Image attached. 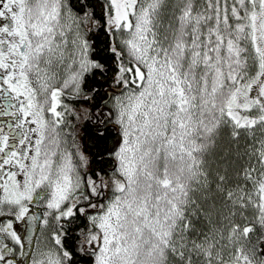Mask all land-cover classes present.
I'll list each match as a JSON object with an SVG mask.
<instances>
[{
    "label": "snow or ice",
    "instance_id": "obj_1",
    "mask_svg": "<svg viewBox=\"0 0 264 264\" xmlns=\"http://www.w3.org/2000/svg\"><path fill=\"white\" fill-rule=\"evenodd\" d=\"M78 5L0 0V264H264V0Z\"/></svg>",
    "mask_w": 264,
    "mask_h": 264
},
{
    "label": "trees",
    "instance_id": "obj_2",
    "mask_svg": "<svg viewBox=\"0 0 264 264\" xmlns=\"http://www.w3.org/2000/svg\"><path fill=\"white\" fill-rule=\"evenodd\" d=\"M96 3H99V0H95ZM72 3L74 5V7H79L78 5V0H72ZM97 16L99 17L101 9L99 7H96L95 9ZM90 39L92 40H96L97 41V47L98 48H103L104 45L102 43V41L104 40V34L103 33H99L98 36L97 35H93L90 37ZM104 53L101 52V56H103ZM114 67V66H113ZM113 74L112 70H110L108 72V76L110 77ZM101 80V76L99 74H97V77L95 80H93L91 77H89L88 80V86H91L95 83H98ZM109 91H111V89H109ZM104 92V88L101 89V93ZM98 99V98H97ZM79 105H77L78 107ZM94 107V104H93ZM68 120L70 121V125L68 127V131H72L73 126L75 127V132H73L72 137L69 138V140L71 141L72 139H75L76 142L81 146V148L84 150L85 154L89 156L90 159V167H92L93 169H96L99 167V164L97 162L98 158H96V147L93 144V140L95 139L94 135H93V129L92 126L90 124H81L79 121H77L76 117L73 116H69ZM109 128V132H108V139L106 141L107 145L109 147L112 146V143L114 140L118 139L117 137V133L116 131H113L112 125H108ZM74 162L77 163V157L74 156ZM109 165L111 162H108ZM81 172L85 171V169L81 168L80 169ZM79 223V221H78ZM69 245H71L72 240L71 238L68 241Z\"/></svg>",
    "mask_w": 264,
    "mask_h": 264
},
{
    "label": "flooded vegetation",
    "instance_id": "obj_3",
    "mask_svg": "<svg viewBox=\"0 0 264 264\" xmlns=\"http://www.w3.org/2000/svg\"><path fill=\"white\" fill-rule=\"evenodd\" d=\"M32 211H35V207H32L31 208ZM14 227L16 228V230L21 234L23 235L24 234V229H25V224L23 222H16ZM24 259V258H22Z\"/></svg>",
    "mask_w": 264,
    "mask_h": 264
},
{
    "label": "rangeland",
    "instance_id": "obj_4",
    "mask_svg": "<svg viewBox=\"0 0 264 264\" xmlns=\"http://www.w3.org/2000/svg\"><path fill=\"white\" fill-rule=\"evenodd\" d=\"M73 163L75 164V162H74V156H73Z\"/></svg>",
    "mask_w": 264,
    "mask_h": 264
}]
</instances>
